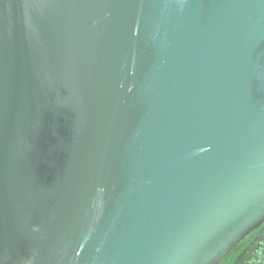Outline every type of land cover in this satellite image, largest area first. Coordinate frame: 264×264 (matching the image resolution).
<instances>
[{"label": "water", "instance_id": "1", "mask_svg": "<svg viewBox=\"0 0 264 264\" xmlns=\"http://www.w3.org/2000/svg\"><path fill=\"white\" fill-rule=\"evenodd\" d=\"M264 228V0H0V264H219Z\"/></svg>", "mask_w": 264, "mask_h": 264}, {"label": "trees", "instance_id": "2", "mask_svg": "<svg viewBox=\"0 0 264 264\" xmlns=\"http://www.w3.org/2000/svg\"><path fill=\"white\" fill-rule=\"evenodd\" d=\"M245 237L219 264H264V228Z\"/></svg>", "mask_w": 264, "mask_h": 264}]
</instances>
